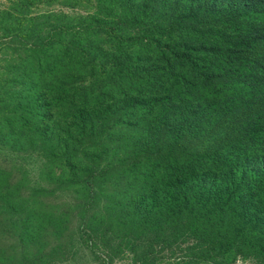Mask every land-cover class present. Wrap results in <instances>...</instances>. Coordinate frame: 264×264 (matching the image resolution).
<instances>
[{
	"label": "rangeland",
	"instance_id": "obj_1",
	"mask_svg": "<svg viewBox=\"0 0 264 264\" xmlns=\"http://www.w3.org/2000/svg\"><path fill=\"white\" fill-rule=\"evenodd\" d=\"M118 15L114 0H0V264H264V256H237L242 251L213 263L189 258L190 242L176 237L162 206L164 162L140 158L127 126L132 95L126 77L134 78L158 43L136 55L147 37L174 50L192 38L195 47L185 54L193 61L175 67L171 60L174 71L169 67L157 79L175 76L194 92L192 82L215 69L219 58L207 51L209 43L232 31L203 14L160 39L147 35L157 28L156 15L117 30ZM78 49L90 63L75 57ZM55 50L67 77L21 79L22 68L36 67L42 57L52 63ZM247 57L264 59V45ZM217 84L222 95L236 93L223 72ZM59 91L68 92L53 100ZM36 92L48 100L41 96L43 108L33 114L22 97ZM188 102L190 109L198 105ZM216 113L198 134L185 137L190 152L225 140L240 118ZM81 116L95 121L93 129L70 126ZM149 146L162 153L165 142Z\"/></svg>",
	"mask_w": 264,
	"mask_h": 264
},
{
	"label": "trees",
	"instance_id": "obj_2",
	"mask_svg": "<svg viewBox=\"0 0 264 264\" xmlns=\"http://www.w3.org/2000/svg\"><path fill=\"white\" fill-rule=\"evenodd\" d=\"M140 1L114 0L119 10L115 29L138 27L144 18L156 15L157 28L147 35L167 38V33L177 32L184 23L204 14L212 15L217 25L232 31L225 35L227 32L216 30L217 36L225 35L226 39L209 43L207 51L219 58L215 69L192 82L195 95L175 76L157 79L169 73V67L174 71L171 60L175 67L193 61L185 54L195 47L192 38L181 40L180 48L174 50L166 42L160 44V40L147 37L140 45L143 48L135 53H145L153 41H158L151 47V57L142 61L134 78L126 77V89L132 95V103L127 105L131 123L127 126L135 134L131 138L133 148L140 158H161L166 168L162 206L168 223L177 230L176 237L190 242L189 258L194 262L213 263L232 251H242L237 256H264V59L247 57L255 47L264 45V0ZM210 1L216 5L209 7L206 2ZM59 57L60 52L55 50L52 63L42 57L36 67H23L21 79L37 77L47 82L67 77L59 68ZM75 57L91 62L81 49ZM119 67V71L125 70ZM221 72L235 86L236 93L231 97L218 90L217 76ZM118 74L116 70L109 75ZM144 84H149L147 91L139 89ZM67 92L59 91L51 97L59 100ZM41 96L48 100L38 92L22 97L33 114L43 108L38 105ZM191 98L198 103L194 109L187 106ZM219 109L240 114L239 121L225 140L203 151L190 152L183 146L185 137L198 134L208 119L219 115ZM36 117L40 120L41 115ZM94 124L93 119L81 116L70 126L90 130ZM157 139L165 142L162 153L149 150ZM85 182L89 183V177Z\"/></svg>",
	"mask_w": 264,
	"mask_h": 264
}]
</instances>
